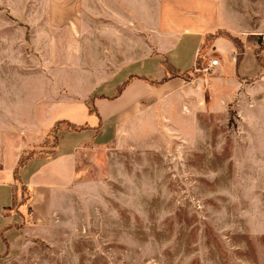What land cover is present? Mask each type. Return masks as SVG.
<instances>
[{
    "label": "rangeland",
    "instance_id": "374dc122",
    "mask_svg": "<svg viewBox=\"0 0 264 264\" xmlns=\"http://www.w3.org/2000/svg\"><path fill=\"white\" fill-rule=\"evenodd\" d=\"M31 30L0 6V134L27 127L6 121L17 114L23 85L36 80L33 70L48 67ZM214 38L190 69L164 60L163 78L132 74L117 86L109 99L134 80L185 81L167 99L145 101L115 141L78 149L79 186L67 209L6 264H264V90L254 89L259 76L219 81L228 67L208 52ZM243 46L239 39L237 51ZM215 57L221 66L203 69ZM60 122L18 162L55 154L60 132L72 130ZM16 184L15 204L27 201V188Z\"/></svg>",
    "mask_w": 264,
    "mask_h": 264
},
{
    "label": "crops",
    "instance_id": "0c3cea01",
    "mask_svg": "<svg viewBox=\"0 0 264 264\" xmlns=\"http://www.w3.org/2000/svg\"><path fill=\"white\" fill-rule=\"evenodd\" d=\"M0 6L32 28L30 41L45 53L48 66L33 70L36 80L23 85L24 96L12 107L17 114L6 121L27 127L0 134V264L21 254L31 238L46 237L61 218L79 186L78 149L85 142L115 141L145 101L165 100L185 82L177 77L156 87L134 80L109 99L130 75L159 80L166 75L164 60L180 71L190 69L214 35L208 52L228 67L219 81L243 84L259 76L254 89L264 90L256 55L264 0H0ZM227 33L244 43L238 66L239 51ZM93 93L99 115L86 103ZM60 120L87 126L62 130L55 154L20 168L29 196L15 204L20 155Z\"/></svg>",
    "mask_w": 264,
    "mask_h": 264
},
{
    "label": "trees",
    "instance_id": "16d2710c",
    "mask_svg": "<svg viewBox=\"0 0 264 264\" xmlns=\"http://www.w3.org/2000/svg\"><path fill=\"white\" fill-rule=\"evenodd\" d=\"M227 35L235 42V44L237 43V41L239 40L238 38H236V37H234V36H232V35H230V34H228L227 33ZM242 52H243V50H241L239 53H238V55H237V58H236V60H237V65L240 63V61H241V57H242ZM256 55H257V60H258V62H259V64H263L264 65V59H263V50H261V49H256ZM198 60H199V57H198ZM168 70V69H167ZM166 78V77H165ZM165 80V79H164ZM121 90V89H120ZM95 97H96V95H93L92 96V104L94 103V101H95ZM90 111H92L93 113H98L97 112V108L96 107H93V108H91L90 109ZM62 122V121H61ZM60 121L58 122H56L55 123V125L53 126V130H57L58 131V129H59V124L61 123ZM69 125L71 126V128H72V130H77V129H79L75 124H72V123H69ZM33 158V156H30L29 158H27L25 161L24 160H22V157H21V159L19 160V162H18V164H17V166H16V168H15V172H14V176H15V180H19V181H21V178H20V175H19V170H20V168L24 165V164H26L29 160H31Z\"/></svg>",
    "mask_w": 264,
    "mask_h": 264
},
{
    "label": "built area",
    "instance_id": "2783aa9c",
    "mask_svg": "<svg viewBox=\"0 0 264 264\" xmlns=\"http://www.w3.org/2000/svg\"><path fill=\"white\" fill-rule=\"evenodd\" d=\"M219 66H221V59L218 58V57H215V58L211 59L209 61L208 65L205 66V68H203V69L208 70V69H211V68H217Z\"/></svg>",
    "mask_w": 264,
    "mask_h": 264
}]
</instances>
